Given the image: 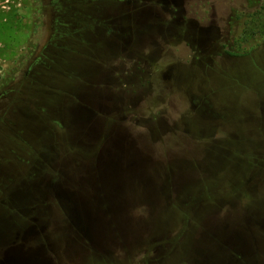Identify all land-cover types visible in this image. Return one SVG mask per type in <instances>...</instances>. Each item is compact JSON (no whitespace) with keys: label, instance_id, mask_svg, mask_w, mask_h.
Returning <instances> with one entry per match:
<instances>
[{"label":"rangeland","instance_id":"rangeland-1","mask_svg":"<svg viewBox=\"0 0 264 264\" xmlns=\"http://www.w3.org/2000/svg\"><path fill=\"white\" fill-rule=\"evenodd\" d=\"M0 264H264V0H0Z\"/></svg>","mask_w":264,"mask_h":264},{"label":"trees","instance_id":"trees-1","mask_svg":"<svg viewBox=\"0 0 264 264\" xmlns=\"http://www.w3.org/2000/svg\"><path fill=\"white\" fill-rule=\"evenodd\" d=\"M230 56H240V55H238V54H236V53H230ZM170 168V167H169ZM171 170V169H170ZM231 246V245H230ZM232 247V246H231ZM234 248V247H233ZM234 254V253H233ZM233 254H230V256L232 257V258H234L235 260H237V257L235 256V255H233ZM231 260V259H230ZM231 262V261H230ZM241 262H242V260H241Z\"/></svg>","mask_w":264,"mask_h":264},{"label":"flooded vegetation","instance_id":"flooded-vegetation-1","mask_svg":"<svg viewBox=\"0 0 264 264\" xmlns=\"http://www.w3.org/2000/svg\"><path fill=\"white\" fill-rule=\"evenodd\" d=\"M181 78H183V77H181Z\"/></svg>","mask_w":264,"mask_h":264}]
</instances>
